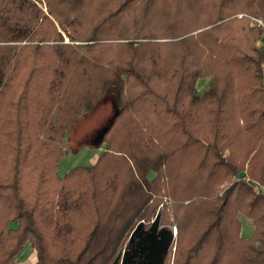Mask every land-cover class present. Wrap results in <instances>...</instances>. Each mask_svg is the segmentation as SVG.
I'll return each instance as SVG.
<instances>
[{"label":"trees","instance_id":"16d2710c","mask_svg":"<svg viewBox=\"0 0 264 264\" xmlns=\"http://www.w3.org/2000/svg\"><path fill=\"white\" fill-rule=\"evenodd\" d=\"M255 18L264 20V0H0V264L26 241L34 264H112L139 226L171 236L151 193L164 175L173 211L192 226L177 223L171 264H264V193L254 189L264 188V50L254 44L264 27ZM108 92L117 110L93 145L106 149L58 177L68 130ZM239 212L252 221L248 238Z\"/></svg>","mask_w":264,"mask_h":264},{"label":"rangeland","instance_id":"374dc122","mask_svg":"<svg viewBox=\"0 0 264 264\" xmlns=\"http://www.w3.org/2000/svg\"><path fill=\"white\" fill-rule=\"evenodd\" d=\"M211 9V7H210ZM209 10V9H208ZM200 9H197L195 12H199ZM210 12V10H209ZM186 13V12H185ZM205 14H208L206 10L201 11L200 16L203 18H206ZM191 18L194 19L193 16ZM190 21V20H189ZM195 21V20H194ZM199 31V29L195 30L193 33H196ZM62 35L64 37V42H68V38L66 37L65 33L62 32ZM262 38L258 36V38L255 39L254 44L257 47H260L259 41ZM207 78L208 83H205L204 85H199L202 79ZM213 76H206V77H199L195 81L196 89L199 93L202 91L208 89L209 84L212 80ZM113 93L108 92L102 97L93 108L92 111L82 113L78 116L74 124L70 127V129L67 132V135L65 139L62 141V146L66 149V152L60 157L59 164H58V177L64 176L67 174L73 167L78 165H92L99 154L106 149L107 143H102V145L98 148L93 147V145L98 141L102 133L109 127L111 122L113 121V117L116 113V106L114 104L113 99ZM142 123V122H141ZM181 126L178 125L176 127L177 131L180 129ZM112 143L114 144H120L121 137H118L117 135L114 136V132L112 134ZM173 141H183L184 138H181L180 134H174L172 136ZM181 139V140H180ZM152 140V139H150ZM154 140V139H153ZM156 140H154L155 142ZM156 152H161L164 148V145L162 143L156 141ZM224 155L228 153L227 149L224 150ZM170 164V163H169ZM168 164V165H169ZM167 165V167H169ZM171 165L175 166L174 160H172ZM166 165L161 167V171L164 173V170L166 168ZM244 171V170H243ZM174 173H176L174 171ZM154 173L149 174V178L153 177ZM248 179V176L244 175V180ZM174 185V182H172ZM228 182H221L217 188L218 193H221V189L226 186ZM255 185L258 186L256 182H254ZM184 186V184H179ZM178 186V185H177ZM153 189L151 193L156 194V197L154 199H158V208L157 212H160L162 214L160 225H165L168 228H171L172 235L174 236V242L171 248V251L168 253V257L164 264H171V261L173 259V252L175 249V245L177 244V241L175 239L177 230H179V224L180 228L182 229V232L188 233L192 230V226L185 227L184 223L182 222V213H175L173 211V208L171 205H174V202H172L171 196L168 194V179L164 175L162 177V181H158L156 186H152ZM260 189V187H259ZM262 192H264V189H261ZM87 193V192H85ZM61 205H59L58 202V194L55 195L52 208L48 209V212H46V219L51 221L52 226L58 221V211L60 210ZM240 216V220L244 223V220L250 225L253 226L251 220L246 217L243 213L239 212L237 214ZM155 215H152L151 218L153 219ZM239 219V218H238ZM150 220V221H151ZM239 220V221H240ZM15 222L11 223V226L13 227ZM176 231V232H175ZM123 249V248H122ZM122 249L119 253L118 258L120 259ZM117 258V259H118ZM37 261V253L36 249L32 247L31 243L29 241H26L23 247L20 249V251L14 256L13 258V264H34Z\"/></svg>","mask_w":264,"mask_h":264},{"label":"flooded vegetation","instance_id":"af4514ba","mask_svg":"<svg viewBox=\"0 0 264 264\" xmlns=\"http://www.w3.org/2000/svg\"><path fill=\"white\" fill-rule=\"evenodd\" d=\"M172 240L161 226L144 225L133 233L116 264H162L168 256Z\"/></svg>","mask_w":264,"mask_h":264},{"label":"crops","instance_id":"0c3cea01","mask_svg":"<svg viewBox=\"0 0 264 264\" xmlns=\"http://www.w3.org/2000/svg\"><path fill=\"white\" fill-rule=\"evenodd\" d=\"M259 44H260V46H261V48H262V50H264V38H262L260 41H259ZM209 81H207V78H204V79H202V81L200 82V84L199 85H204L205 83H208ZM258 184V183H257ZM254 189H255V191L258 193L259 191L261 192V193H264V192H262V190H260L259 188H258V186L256 185L255 187H254ZM262 189H264V188H262ZM247 217V216H246ZM238 218H239V220H240V216L238 215ZM247 218H249V217H247ZM250 219V218H249ZM251 220V219H250ZM252 222V221H251ZM16 226V225H15ZM14 226V227H15ZM252 231H253V226L252 225H250V223H248L247 221H246V219L244 220V223L240 220V235L243 237V238H248L251 234H252ZM25 244V243H24Z\"/></svg>","mask_w":264,"mask_h":264},{"label":"built area","instance_id":"2783aa9c","mask_svg":"<svg viewBox=\"0 0 264 264\" xmlns=\"http://www.w3.org/2000/svg\"><path fill=\"white\" fill-rule=\"evenodd\" d=\"M238 16H241V14H239ZM254 20H255L257 25H261L262 27H264V20L257 19V18H255ZM262 38H264V35H262Z\"/></svg>","mask_w":264,"mask_h":264},{"label":"water","instance_id":"95a60500","mask_svg":"<svg viewBox=\"0 0 264 264\" xmlns=\"http://www.w3.org/2000/svg\"><path fill=\"white\" fill-rule=\"evenodd\" d=\"M140 223H142V222H140ZM141 227L139 226L138 228H136V230H134L135 232L138 230V229H140ZM134 233V232H133ZM133 233H132V235H133ZM132 235L130 236V239H131V237H132ZM171 237L173 238L174 236L172 235V232H171ZM117 260L118 259H116L112 264H116V262H117Z\"/></svg>","mask_w":264,"mask_h":264}]
</instances>
